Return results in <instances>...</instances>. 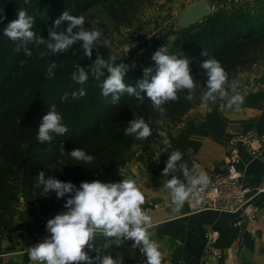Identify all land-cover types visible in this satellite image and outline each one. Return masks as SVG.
<instances>
[{"label": "trees", "instance_id": "1", "mask_svg": "<svg viewBox=\"0 0 264 264\" xmlns=\"http://www.w3.org/2000/svg\"><path fill=\"white\" fill-rule=\"evenodd\" d=\"M103 1L28 0L25 3V0H0V14L6 16L0 23V240L13 230L22 202L50 213L67 211L68 194L58 199L55 192L45 193L43 185L36 187L41 172L45 181L52 178L71 183L77 189L84 182L112 183L115 174L149 139L126 135L125 129L134 120L143 118L153 134L156 128L167 130L180 121L209 90L208 76L202 67L204 62L213 58L219 61L228 73L226 82L264 62V28L248 22L243 15L245 12L240 10L211 11L200 23L178 33L166 53L189 61L193 90H179L176 101L161 105L163 113L154 109L146 93L136 88L145 78V69H152L151 75H155L157 65L152 57L157 51H154L144 70L125 71L124 82L136 88L140 98L124 92L114 101L112 94L102 95V85L110 75L108 68L99 71L103 73L99 78L97 72L88 73L84 84L72 78L73 73L78 76L79 70L90 60L107 56L101 38L93 43L90 57L85 55L83 41H76L63 52L47 48L48 43H54L50 30L65 35L77 33L74 28L71 34L67 33L68 21L55 25L64 11L80 16ZM20 9L33 17L32 30L43 39V44L12 41L4 35L7 24L16 18ZM123 9L124 6L121 16H124ZM26 51L31 55H26ZM125 63L119 61L117 66L125 67ZM80 89L86 95L74 98L73 94H78ZM65 96L66 99H61ZM189 96L192 99H187ZM53 106L64 118L68 131L62 136L53 133L50 142L41 144L37 140L39 127ZM61 148L64 155H61ZM77 149L91 155L92 162L74 160L70 153ZM60 160L64 163L60 164ZM112 239L103 233L96 234L89 241L91 247L86 246L84 252L96 263L101 248Z\"/></svg>", "mask_w": 264, "mask_h": 264}, {"label": "crops", "instance_id": "2", "mask_svg": "<svg viewBox=\"0 0 264 264\" xmlns=\"http://www.w3.org/2000/svg\"><path fill=\"white\" fill-rule=\"evenodd\" d=\"M181 1L189 5L204 1L211 11L213 7L222 5L232 9L245 4L251 8L257 2L258 9L264 10V0ZM223 88L226 92L223 98L219 93L214 94V100H205L203 96L195 108L187 111L169 129L156 130L135 157L130 173L123 171L118 175V183L126 177L136 179L145 201H166L171 195V190L166 188L169 180L176 178L187 189L191 187L190 181L201 173H219L229 151L227 141L230 137L249 131L264 137V62L226 82ZM237 94L245 98L239 110L235 104L228 107ZM161 132H166L167 136H161ZM165 139L170 143L165 144ZM175 151L181 153V159L164 175ZM239 170L245 184L260 191L256 197L260 208L257 220H241L237 225L239 219L236 216L214 212L191 213L185 204L179 212L174 210L175 207L147 212L152 217L149 238L160 244L162 264H264V144L255 158L241 150ZM209 228L219 232V256L216 258L203 253L204 234ZM97 232L103 233L102 230ZM119 239V245L116 237L107 242L101 248L100 257L122 258V264H147L142 244L135 249L134 241L123 236ZM8 248L6 243H0V264H26L28 256L24 251ZM139 249L143 252L140 253Z\"/></svg>", "mask_w": 264, "mask_h": 264}, {"label": "clouds", "instance_id": "3", "mask_svg": "<svg viewBox=\"0 0 264 264\" xmlns=\"http://www.w3.org/2000/svg\"><path fill=\"white\" fill-rule=\"evenodd\" d=\"M28 0H25L27 3ZM6 19V16L0 14V23ZM62 21H68L67 33L71 34L73 28L81 30L75 35H65L64 32H56L50 30V37L54 43H48L47 48L52 52H63L70 48L76 41H83L85 55L91 56L93 43L97 41L103 33L99 30L87 31L83 30L85 17L72 16L64 11L59 19L54 23L59 26ZM33 17L24 9L17 12L16 18L10 21L5 30L4 35L12 41L33 42L43 44V39L36 36L33 28ZM167 49L161 48L152 57L157 68L155 75H151L152 69H145V78L140 80L136 88L140 92L146 93L148 99L151 100L154 109L163 113L161 107L165 102L176 101L178 99L177 92L187 89L193 90L195 85L190 75L189 61L187 59H178L175 55L165 54ZM26 55H31L30 51H26ZM207 55V53H205ZM112 59H115L113 57ZM105 65V61L97 59L96 72L99 75L100 66ZM51 67H55L52 65ZM51 67L49 74H51ZM208 76V92L204 99H215L214 94L219 93L221 98L226 95L224 84L228 79V73L216 59H209L202 64ZM125 67L108 66L110 75L102 85V95L107 97L112 94L114 101L118 100L120 94L127 92L135 94L140 98V93L136 88L126 85L124 82ZM151 77L149 80L148 77ZM72 78L80 84H84L88 79L87 73L83 68L79 70L77 76L73 73ZM83 97L86 95L83 89L76 96ZM61 99H66L62 97ZM187 99H192L191 96ZM244 96L237 94L230 100L228 107L233 104L237 105V110L244 104ZM63 117L55 110V106L43 117L40 124L37 140L43 144L52 140L51 134L63 135L68 129L63 123ZM126 135L136 134L137 139L148 138L152 135V130L143 118L134 120L131 125L125 129ZM161 136H167L166 132H161ZM165 144L170 142L165 139ZM135 147V146H134ZM61 155H64L63 148L60 149ZM70 156L76 161H84L90 163L93 160L91 155H87L83 150H73ZM181 159V153L175 151L170 156L167 166L163 174H168V169L172 168L176 161ZM60 164L64 161L60 160ZM210 183V177L206 172L201 173L197 178L190 181L191 187L186 189L185 185L178 179L173 178L168 181L166 188L171 190L172 203L176 205L175 211L179 212L185 201H188L193 195L198 185H203L200 190L203 191ZM44 186V192H55L57 198H64L66 194L69 198L66 201V212L56 215L47 222V231L50 237L44 242L39 243L27 251L28 261L30 264H93V260L84 252L86 246L91 247L90 240L95 238L97 230H102L106 237H116V243L120 244V237L134 241L133 247L143 245V250L147 258V264H162L163 256L160 244L157 241L150 240L148 228L152 226V217L142 210L141 205L145 204V195L137 186V180L133 178L124 179L120 183H101L94 181L91 183L84 182L77 189L71 183H64L56 179L49 178L45 181L44 173L41 172L38 177L36 187ZM74 193V195H72ZM202 199L197 200L201 203ZM100 264H122L120 260L113 259L110 255H105L100 259Z\"/></svg>", "mask_w": 264, "mask_h": 264}, {"label": "rangeland", "instance_id": "4", "mask_svg": "<svg viewBox=\"0 0 264 264\" xmlns=\"http://www.w3.org/2000/svg\"><path fill=\"white\" fill-rule=\"evenodd\" d=\"M123 6L124 16H121ZM189 6V3L181 0H105L92 6L81 14L85 17L83 30H99L103 33L100 38L104 42L107 56L90 60L84 71L87 74L96 72L97 59L105 61V65L100 66L99 71H103L108 66H117L119 61L126 62L127 72L137 69L144 70L148 57L154 51L165 48L168 52L171 49L177 37V34L171 32L174 19ZM250 7L247 8L243 4L230 9V7L222 5L213 7L212 11L237 12L240 10L245 12L243 15L246 16L245 19L248 22L264 28V10L258 9L257 2ZM74 29L77 32L81 30L80 28ZM113 57L115 59H112ZM156 130L162 129L156 128L153 135ZM153 135L151 136L153 137ZM135 157L115 174L111 179L112 183H118V175L123 171L125 174L130 173ZM64 212L66 211L50 213L43 211L37 205H27L22 202L13 230L0 240V243H6L9 247L8 250L24 251L27 255L28 249L50 237V233L47 231V222ZM97 231L95 235L98 234ZM108 242H112V240ZM135 249L137 248L135 247ZM26 264H30V262L27 260ZM36 264H40V262H36Z\"/></svg>", "mask_w": 264, "mask_h": 264}, {"label": "built area", "instance_id": "5", "mask_svg": "<svg viewBox=\"0 0 264 264\" xmlns=\"http://www.w3.org/2000/svg\"><path fill=\"white\" fill-rule=\"evenodd\" d=\"M229 151L223 160L222 170L217 174H210V183L203 191V185H198L193 195L184 204L191 213L214 212L221 215L236 216L239 225L242 221L254 222L257 220L259 205L256 197L259 190L245 184L243 175L239 170L241 163V150H246L251 157L260 154L264 144V137L253 132H245L232 136L227 141ZM202 199L201 203L197 200ZM176 207L172 203L171 195L166 201L145 202L141 205L146 212ZM219 232L213 228L206 230L203 241V253L208 257L219 256ZM142 253L143 250L139 249Z\"/></svg>", "mask_w": 264, "mask_h": 264}, {"label": "water", "instance_id": "6", "mask_svg": "<svg viewBox=\"0 0 264 264\" xmlns=\"http://www.w3.org/2000/svg\"><path fill=\"white\" fill-rule=\"evenodd\" d=\"M211 14V9L204 1L193 3L184 9L175 19L172 33L178 34L200 23Z\"/></svg>", "mask_w": 264, "mask_h": 264}]
</instances>
